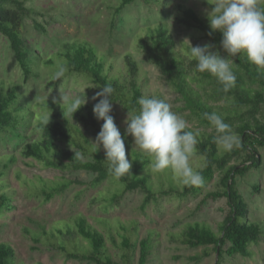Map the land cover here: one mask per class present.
Listing matches in <instances>:
<instances>
[{
  "label": "trees",
  "instance_id": "obj_1",
  "mask_svg": "<svg viewBox=\"0 0 264 264\" xmlns=\"http://www.w3.org/2000/svg\"><path fill=\"white\" fill-rule=\"evenodd\" d=\"M135 1L120 0V4L115 8L116 14ZM258 3L264 7V0ZM179 9L183 12L182 16H176L180 24L203 32L208 40L223 51L220 46L221 33L209 35L211 32L209 22L195 9L186 5H180ZM33 13L35 10L27 6L25 0H0V33L9 40L26 79L37 76L35 67L41 62L56 70L63 66L67 70L65 77L72 74L84 76L99 91L101 87L110 83L114 89L111 102L121 104L133 114L139 110L137 101L146 94L144 83L140 78V66L131 53H128L124 59L126 66L124 77L115 73L113 64L107 65V56L101 54L98 48L88 41H67L55 57L42 59L35 55L22 35L25 18ZM139 47L160 69L167 84L180 95L184 102V109L189 110L200 124L210 126L202 114L216 112L224 117L226 123L234 126L233 130L239 135L241 147L228 153L218 154L214 134L199 132L188 127V130L199 133L197 154L202 156L204 161L203 165L197 169L201 171L204 178L202 186L184 187L181 190L174 179L172 183H168L166 175L169 171L156 174L157 182L154 183L152 173L148 169L149 157L139 150L127 149L129 137L125 136V132H121V135L125 140L126 154L132 163V168L130 173L120 180L113 179L108 173L103 148L101 147L98 151L94 149L92 140L84 131L91 129L98 134L101 130L103 121L96 119L93 113L94 104L82 106L75 114L69 113L67 105L63 110L60 103L54 102V99L34 104L33 100L21 91L19 85L6 88L4 83H0V132L16 130L24 124L34 125L33 128L39 131L40 135L23 147L20 153L24 158L39 161L48 168L85 170L94 173L96 175L94 186L106 180L113 181L117 186L109 197L111 202H117L129 191L141 190L145 194L141 207L143 210L160 196L198 195L219 172L221 190L208 194L214 198L225 197L228 200L229 213L219 225V230L215 231L205 222H194L189 223L184 231L177 234V238L189 247H207L206 256H209L211 251L218 252V260L215 264H222L225 253L229 256L250 257L252 255L250 246L261 240L264 229L262 222L251 220L249 204L239 189L237 178L246 176L252 170L260 169L264 163V157L260 153V148H264V123L255 117L264 104V92L250 88L246 82L250 80L264 87V70H258L249 63L246 56L238 55L234 58L237 68H233L237 77L235 87L228 93H224L215 77L195 71L197 62L194 58L190 63L191 70L193 69L191 73L185 57L177 50V41L167 23L163 22L147 28ZM193 82H198L201 87H209L212 99L227 100L230 106L210 104L195 88ZM114 120L116 123L115 117ZM19 137L24 138L25 134ZM84 156H90L92 159L85 160ZM241 156H245L244 160L234 163V160ZM3 159V166L0 161V187L2 188L7 186V181L2 177L6 176L9 167L18 161V156L11 154ZM17 176L21 177L19 174ZM38 181L42 185L33 184L32 191L39 196H44V201L47 202L64 192L73 183L72 180H66L61 181L58 187H48L44 185L47 181L42 177H39ZM255 189L258 190L259 187ZM12 202L10 193L1 192L0 213L12 210L14 208ZM100 223L105 228L108 227V233L113 234L108 220L102 219ZM121 227L123 232L120 233L122 238L120 243L111 236L115 247L119 249V260L111 252L104 231L91 224L83 215L75 217L72 222L63 220L52 227L43 226L40 231H33L26 227L24 232L34 243H43L58 249L67 260L96 264H135L136 254L140 250L139 264H148L154 248L152 238L154 234L150 232L147 237L141 239L136 221H131L127 226L123 224ZM16 255V250L10 243H0V264H25L17 262ZM194 259L200 260L201 257L196 256Z\"/></svg>",
  "mask_w": 264,
  "mask_h": 264
},
{
  "label": "rangeland",
  "instance_id": "obj_2",
  "mask_svg": "<svg viewBox=\"0 0 264 264\" xmlns=\"http://www.w3.org/2000/svg\"><path fill=\"white\" fill-rule=\"evenodd\" d=\"M25 2L35 10V13L25 18L22 35L35 55L48 59L55 57L67 41H88L96 46L101 54L107 56V65L110 66L112 63L113 71L124 77L126 75L124 59L131 53L140 66V78L144 83L146 96L154 95L166 99L172 105V110L186 120L188 127L216 135L211 126L200 124L189 110L184 109L180 95L167 84L160 69L139 47L147 28L165 22L169 25L177 41V50L185 57L191 73L192 57L190 45L185 42L186 40L190 41L193 47L211 44L213 51H219L227 58L224 51L208 40L203 32L187 28L176 20V16L183 15L179 6L186 5L195 9L208 21L206 13L212 7L210 5L212 0H136L119 14H116L115 8L120 4V0H25ZM235 67L237 68V65L234 63L233 68ZM35 70L37 76L26 79L9 40L0 33V83H4L6 88L19 85L21 91L33 100L34 104L58 99L63 81H53L56 68L41 62ZM66 79L69 82L75 81L76 88L72 90L73 92L82 94L85 91L87 104L99 102L92 99L99 90L93 87L88 78L72 74ZM246 82L250 88L264 92V87L258 83L250 80ZM193 85L210 104L215 106L228 104L227 100L212 99L209 87H201L198 82H193ZM65 87L67 88V85ZM111 103L110 114L116 118L120 132H125V120L130 111L119 103ZM255 117L264 123V104ZM33 127L34 125L24 124L16 130L0 132L1 166L4 163L3 158L7 155L18 156V161L10 166L7 175L2 177L7 181V186L0 187V193L6 191L12 195L14 205L12 210L0 213V243L7 242L15 248L17 262L96 264L67 260L58 249L43 243L36 244L24 232L26 227L40 231L43 226L52 227L63 220L72 222L79 215L87 217L91 224L104 231L107 244L117 260L120 259L119 249L115 247L111 236L120 243L122 241L120 233L123 232L121 226L123 224L127 226L131 221L138 222L141 239L147 237L150 232L154 234L152 237L154 248L148 264H215L218 260V252L211 251L210 255L206 256L207 247H189L178 240L177 234L184 231L189 223L194 222H205L215 231L219 230V225L229 213L228 200L225 197L214 198L208 195L210 192L221 190L219 172L202 193L186 197L174 194L160 196L143 210L141 207L145 194L141 190L129 191L117 202H111L109 197L117 186L113 181L106 180L94 186L96 177L94 173L85 170L48 168L39 161L24 158L20 153L23 147L40 135ZM231 127L234 129V126ZM84 131L94 142L97 133L91 129ZM18 134H25L26 138H20ZM128 137L127 149L132 150L133 138ZM260 153L264 157V148H260ZM244 158L245 156H241L234 160V163H240ZM84 159L90 160L92 157L84 156ZM203 161L202 156L196 154L193 166L200 168ZM18 174L21 177H18ZM39 177L47 181L44 185L48 187H58L61 181L66 180H72L73 183L47 202L44 201V196L32 191L33 184H41L38 181ZM166 177L169 184L173 182L170 171ZM152 179L154 183L157 182V175L152 173ZM237 181L241 193L249 204L251 220L262 222L264 229V163L260 169L252 170L244 177H238ZM257 186L258 190L255 189ZM102 219L108 220L113 234L108 233V227L105 228L100 223ZM250 250L252 252L250 257L229 256L225 253L222 264H264V235L258 243L250 246ZM196 256H200L201 259H194ZM139 258L140 250L136 254L135 264H139Z\"/></svg>",
  "mask_w": 264,
  "mask_h": 264
},
{
  "label": "clouds",
  "instance_id": "obj_3",
  "mask_svg": "<svg viewBox=\"0 0 264 264\" xmlns=\"http://www.w3.org/2000/svg\"><path fill=\"white\" fill-rule=\"evenodd\" d=\"M211 5L206 13L211 29L209 35L216 32L222 34L220 46L227 58L219 51H213L211 44L193 47L190 41L185 42L190 45V55L197 62L195 71L215 77L221 90L228 93L236 84L233 65L238 55L246 56L258 70H264V7L260 6L258 0H212ZM66 71L65 67L60 66L53 75V81H63L59 97L54 98V102L60 103L63 110L67 105V111L75 114L88 103V99L85 91L82 94L72 91L76 84L74 80L69 82L66 79ZM100 89L92 98L99 101L94 104L93 113L103 124L92 146L97 151L103 148L108 173L118 181L130 173L132 163L126 154L125 140L114 117L110 115L114 89L110 83ZM137 104L139 110L135 114L129 112L125 120V136L133 138L132 151L139 150L149 157L148 169L151 173L170 171L181 190L184 187L202 186L204 178L201 171L193 166L198 152L199 133L188 130L186 120L172 110V105L166 99L154 95L141 96ZM202 116L215 130L214 142L218 154L241 147L238 133L225 122L222 115L205 112Z\"/></svg>",
  "mask_w": 264,
  "mask_h": 264
}]
</instances>
